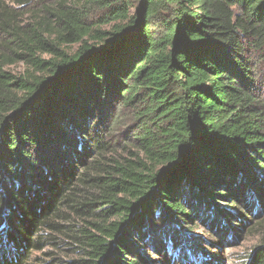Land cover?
Wrapping results in <instances>:
<instances>
[{
    "label": "trees",
    "instance_id": "16d2710c",
    "mask_svg": "<svg viewBox=\"0 0 264 264\" xmlns=\"http://www.w3.org/2000/svg\"><path fill=\"white\" fill-rule=\"evenodd\" d=\"M44 9L13 32L32 71L0 56V264L58 247L53 234L83 254L72 264H153L145 245L177 254L200 205L223 218L222 201L264 196V0ZM124 126L135 153L118 159ZM245 264H264V239Z\"/></svg>",
    "mask_w": 264,
    "mask_h": 264
},
{
    "label": "rangeland",
    "instance_id": "374dc122",
    "mask_svg": "<svg viewBox=\"0 0 264 264\" xmlns=\"http://www.w3.org/2000/svg\"><path fill=\"white\" fill-rule=\"evenodd\" d=\"M59 0H0V56H8L12 62L5 64L4 71L16 77L26 76L32 71L30 65L24 61H18L11 56L10 51L17 47L14 39V31H22L28 26H34L37 21L46 16L44 7H53ZM133 1V0H132ZM137 5V4H136ZM53 29L57 27L56 20L50 19ZM111 26H105L102 30H109ZM43 55V58H49ZM131 127L114 129L112 141L121 143L112 155L121 159L132 157L135 150L130 148L131 143L126 138ZM127 147V149L125 148ZM130 149V150H129ZM247 194V193H246ZM231 203H234L233 205ZM225 210L230 209V215L223 218L213 216L203 206L193 214L194 222L182 231V237L188 239L178 240L179 252L177 254L165 252L167 257L158 255L145 245L144 255L153 261V264H245L255 249L264 239V196L257 197L253 192L248 195H236L231 200L221 202ZM195 208V207H194ZM219 219V221L217 220ZM81 223L79 220L73 225ZM70 225V224H66ZM146 230H144V233ZM59 243L58 247L47 245L42 252H34L26 264H72L83 257L72 246L71 239H65L53 234ZM146 234V239L148 238ZM163 234L161 235V237ZM72 243V244H71ZM146 244H151L150 242ZM144 246V247H145ZM195 247L204 251V258L194 256ZM162 251V250H161ZM164 253V252H163ZM197 255L198 252H195ZM169 261V262H168Z\"/></svg>",
    "mask_w": 264,
    "mask_h": 264
}]
</instances>
